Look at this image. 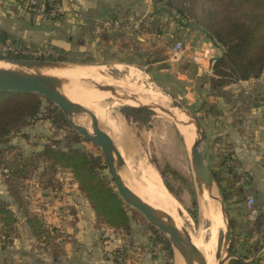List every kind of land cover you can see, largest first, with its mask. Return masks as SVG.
Returning <instances> with one entry per match:
<instances>
[{
	"label": "crops",
	"instance_id": "0c3cea01",
	"mask_svg": "<svg viewBox=\"0 0 264 264\" xmlns=\"http://www.w3.org/2000/svg\"><path fill=\"white\" fill-rule=\"evenodd\" d=\"M54 1L62 10V16L56 22L26 12L19 0H0V32L6 35V41H14L20 46L54 48L70 54H93L101 46H109V35L117 32L103 34L108 37L107 41L100 39L102 35L94 37V21L122 20L127 15L143 20L154 18V0ZM200 45L198 52L204 51L210 58L217 59L222 55V50L210 41L205 40ZM184 49L181 59L174 60L177 66L182 59L189 62V56L197 52ZM177 75L190 82L185 72ZM194 78L198 80L197 95L200 96L195 107L203 121L200 126L209 142L213 165L231 159L245 178L243 185L236 183L235 187L242 189L245 199H254L256 211L264 214V70L258 79L228 85L219 93L211 88L209 78L197 70ZM188 97V94L184 95V98ZM65 177L70 178V185L64 183ZM54 182V189L43 187L36 177L25 182L21 193L23 208L10 198L5 184L0 182V198L10 205L18 221V237L5 247L0 244V264H113L106 255L116 250H122L132 264H153L148 249L145 250L150 244L149 234L144 230L141 233L133 230L132 225L128 235L98 225L68 171L59 172ZM228 209L230 217L237 222L245 221L246 211L248 221L245 200ZM56 212L62 215L56 216ZM26 214L36 215L52 228L62 231L66 241L57 249L44 246L30 232ZM137 236L146 242L140 253L136 249L140 247L136 244ZM245 263L264 264V249L248 256Z\"/></svg>",
	"mask_w": 264,
	"mask_h": 264
},
{
	"label": "trees",
	"instance_id": "16d2710c",
	"mask_svg": "<svg viewBox=\"0 0 264 264\" xmlns=\"http://www.w3.org/2000/svg\"><path fill=\"white\" fill-rule=\"evenodd\" d=\"M48 11L46 5L42 12L46 19ZM158 11L155 7L154 18L144 19L140 32L154 34L155 31L149 29V26L160 17ZM200 24L203 25L212 44L222 50V55L215 59L212 67L213 77L209 78L211 88L219 93L228 85L260 77L264 70V0H213L207 15L200 19ZM100 39L107 41L108 37L102 35ZM6 40V35L0 32V42ZM10 43L18 46L14 41ZM50 49L55 50V54L47 58L49 61L75 64L85 62V59L82 61L70 59V53ZM21 59L24 58L11 54L0 55V61ZM43 101L39 96L31 94L0 93V170L5 171L0 176L10 198L23 208L21 193L25 182L37 177L43 183V187L54 189L56 186L54 177L59 172L68 171L77 185V190L93 211L98 225L128 235L131 231V221H136L143 227L144 232L150 235V245L153 247L160 245V250L164 251L171 261L172 251L165 237L150 227L141 215L131 216L111 181L103 175L102 171L106 170L103 156H95L78 148L79 144L84 142L83 139L70 129L56 107L45 101L43 109ZM34 121H47L55 132L65 134L61 140L49 137L40 151L26 157L9 144ZM15 150L18 151L16 152L18 160L9 159V154ZM230 162L231 159L226 158L215 166L214 171L212 170L214 182L227 208L232 198L236 204H241L245 200L242 189L235 187L238 177L233 172ZM169 192L171 193L170 190ZM17 224V217L10 209V205L0 198V244L4 247L18 237ZM26 224L33 237L44 246L54 249L61 246L62 243H54L56 236H51L40 217L26 214ZM230 225L233 259L228 264H246L242 261L245 262L248 256L264 249V214L259 213L253 222L243 220L237 222L231 218ZM51 231L54 233L57 229ZM236 248L239 252L235 251ZM112 262L116 264V258Z\"/></svg>",
	"mask_w": 264,
	"mask_h": 264
},
{
	"label": "rangeland",
	"instance_id": "374dc122",
	"mask_svg": "<svg viewBox=\"0 0 264 264\" xmlns=\"http://www.w3.org/2000/svg\"><path fill=\"white\" fill-rule=\"evenodd\" d=\"M212 1L154 0V8L156 7L159 10L158 13L160 15L158 20H154L155 22L152 25L148 24L150 25L149 29L155 31L154 34L140 32L130 35L117 31L109 35L111 44H108L109 46H101V49L97 53H87L84 55L74 52L70 54L69 58L72 60L82 61L85 59L84 64H76L80 65L76 67L78 69L77 74L50 72L51 75L63 77L69 81V85L63 88V93L68 99L88 109L96 117L99 126L102 125V123L110 125H107L110 127L108 130L112 129L111 131L115 132H108L106 131L107 129L104 130L100 126L108 136L111 135L110 138L113 135L115 138L123 137L127 138L124 139V141L123 138H120L123 142L129 140L133 143V146L135 144L134 147L136 151H139L137 154L140 155L146 165L151 166L155 171L157 169L156 173L159 175L164 188L168 192L169 190L171 191L169 194H171L180 205L181 211L179 216L182 220V226L189 235L197 238L200 236L199 238L202 240L207 237V228L209 224L206 221L200 220L194 176L188 156L190 137L185 138L182 132L184 128L172 122L165 115L153 112L144 113L135 108L140 105H131V103L134 101L136 102V100L138 104H140L142 100L146 103L147 101L144 100L143 97L122 88L117 81L127 70H132L146 80L149 79V81L157 82L172 94L175 100L179 102L184 109L188 110L200 125L203 121L195 107V105L199 103L200 97L197 95L198 80L194 78L196 68L184 59L178 62L179 65L177 66L174 62L173 53L170 52V48L174 43L179 42L184 47L189 48L190 51L195 50L198 52L201 48L200 42L205 40L210 41L203 25L200 24V19H203L207 15ZM138 19L142 18L138 17ZM51 51L55 53V50L51 49ZM178 59H181V56L178 57ZM0 62L4 63L5 61ZM119 62L123 63L121 64ZM180 72H185L190 82L183 81L180 75H177V73ZM92 83L113 88L124 96H134L137 99L132 102L120 100L119 104L116 105L117 107L110 106L109 109L106 110L104 107H100L98 102L102 100L112 101L113 98L110 95L95 90ZM156 87L159 88L157 84ZM185 94H188L189 97L184 98ZM163 95L160 97V100L166 98V96ZM43 102L42 108L44 109L45 101ZM168 107V110L174 113L171 106L169 105ZM100 111H103L102 113L105 115L99 117L98 112ZM174 116L177 121H182L175 113ZM77 119H82L85 125L81 127L91 132L90 119L87 116L74 117L73 121L75 124H77ZM64 134V132H55L54 128L47 121H34L29 127L25 128L22 133L13 138L9 145L16 147L23 156L27 157L32 153L40 151L42 145L46 143L49 137H55L54 139L61 140ZM112 141L116 144L114 139H112ZM115 146L118 149L117 145ZM78 148L95 156H102L101 151L91 143L82 142L79 144ZM16 152L18 151L15 150L12 154H9L8 158L18 160ZM203 154L208 166L214 171L213 156L210 152L209 142L206 136L203 145ZM102 173L110 180L107 169L102 171ZM123 175L126 179L124 172ZM136 175L139 177V172H136ZM63 181L65 184L67 183L69 185L72 183L70 178L66 179V177ZM0 182H2L1 176ZM167 188H169V190ZM217 193L218 197H221L218 190ZM234 204L236 203L231 200L228 204V208L233 207ZM255 206L254 203V208ZM128 212L131 213V216L134 214L140 216V214L133 209L128 208ZM228 216L229 219H231L229 213ZM244 220L246 221V211L244 212ZM206 223L208 225H206ZM130 225H132L133 230L139 231V233L143 232V227L136 221L132 220ZM199 226L201 228H199ZM223 229L225 230V228ZM198 230L201 232L199 233ZM224 230L220 231L217 237V261L223 253ZM136 239V244L140 246L136 248L138 253H140V251L143 252L142 247L146 242L142 240L143 237L137 236ZM145 247V250L148 249L153 264L177 263V254H175V258L172 254V259L169 261L166 253L158 247H153L150 244ZM235 251L239 252L237 248Z\"/></svg>",
	"mask_w": 264,
	"mask_h": 264
},
{
	"label": "water",
	"instance_id": "95a60500",
	"mask_svg": "<svg viewBox=\"0 0 264 264\" xmlns=\"http://www.w3.org/2000/svg\"><path fill=\"white\" fill-rule=\"evenodd\" d=\"M4 63L6 67L0 68V93L36 95L56 107L62 113L70 129L74 130L84 142L93 144L101 151L111 183L119 198L126 207L138 212L150 227L165 237L173 257L175 258V254H177L182 264H205L204 258L192 244L189 234L182 225L175 224L167 214L143 203L128 188L123 180L124 161L110 136L100 128L96 117L88 109L72 102L63 93V88L69 85V81L66 78L50 74L53 71L74 69L80 65L49 60H11ZM156 84L165 95L169 96L172 108L186 117L187 121H177L171 111L159 105H144L135 108L146 112L163 114L182 127L194 125L195 140L190 147L188 156L194 176L195 193L199 206L204 189L211 192L213 186L216 185L212 169L208 166L203 154L205 134L192 114L184 109L172 94L157 82ZM93 88L110 95L112 98H122L121 94L113 88L97 84H94ZM124 97L133 98L132 96ZM79 116H87L90 119L91 132L74 123L73 118ZM220 198V213L224 222L225 234L223 236V253L217 264H228L233 259L231 252L232 231L227 206L222 197ZM242 262L245 263L244 261Z\"/></svg>",
	"mask_w": 264,
	"mask_h": 264
},
{
	"label": "bare ground",
	"instance_id": "6f19581e",
	"mask_svg": "<svg viewBox=\"0 0 264 264\" xmlns=\"http://www.w3.org/2000/svg\"><path fill=\"white\" fill-rule=\"evenodd\" d=\"M3 67H6V64L3 62H0V68H3ZM53 72L64 73V74H77L78 69L74 68L70 70L53 71ZM117 82L122 88L143 97L144 100L147 101V103L142 100L141 103L139 101L140 104H138L136 103L137 102L136 97L132 96L133 97L132 99H128L124 97V95L122 96L121 94L122 98H117L119 100L113 98L112 101H103V100L99 101L98 105L100 107H104L107 110L109 109L110 106L117 107L116 105L119 104L120 100L130 101V102L136 100V102L135 101L132 102L131 105L144 106V105H155L156 104L161 107H164L165 109H169L168 106L170 105L172 108V104L170 103L169 97H167L168 95H165L159 88L156 87L155 81L154 83L152 81H149V79L146 80L144 77L139 76L138 73L132 70H127L125 74H122V76H120ZM93 85L94 83H92V86ZM162 95L166 96V98H164L163 100H160V97ZM172 111L181 118L182 122L187 121L186 117L180 114L177 110L172 108ZM102 112L103 111L98 112L99 117H102L103 115H105ZM76 123L77 125H80V126L85 125L82 119H77ZM107 125L108 124L106 123H102V125L100 126L104 130L107 129L106 131L108 132L109 131L111 133L115 132V131H111L112 129L108 130L110 129V127H108L110 125L108 126ZM183 128L184 129L182 130V132L184 133V137L185 138L190 137V140H189V151H190V147L193 141L195 140L194 125H189ZM111 138L114 139L116 143L115 145H117L118 147V152L120 153V156L122 160L124 161V165H125L124 174H125L126 179L124 178V175H123V180L128 186V188L143 203H145L148 206H151L157 211L167 214L173 220L175 224L181 226L182 220L179 216L181 207L177 203V201L174 199V197L171 194H169V192L164 188V185L162 184V181L159 175L156 173L157 169L155 171L151 166H148L145 164L144 160L140 157V155L137 154L139 151H136V148L134 147L135 144L133 146V143L130 142L129 140L127 142L126 141L123 142L124 139H127V138H123V137L115 138L114 135ZM120 138H123V141ZM136 172H139L140 174L139 177L136 175ZM219 197H218V193L216 190V185L213 186L211 192L204 189L202 200L199 203V214H200V220L206 221L209 224L207 228V237L204 240H202L199 238L200 236L197 238V237L189 235L192 241V244L198 249L202 257L204 258L205 264H217V260H216L217 237H218L219 232L224 230L223 228H225L224 222L222 220L221 213H220V199L221 198L219 199ZM208 224L206 223V225ZM199 228L201 227L199 226ZM198 232L200 233L201 231L198 230ZM177 258H178V260H176L177 263L176 262L175 263L182 264L179 256H177Z\"/></svg>",
	"mask_w": 264,
	"mask_h": 264
},
{
	"label": "built area",
	"instance_id": "2783aa9c",
	"mask_svg": "<svg viewBox=\"0 0 264 264\" xmlns=\"http://www.w3.org/2000/svg\"><path fill=\"white\" fill-rule=\"evenodd\" d=\"M20 5L22 8L33 15L36 16H42V12L45 9V6L47 5L49 8L48 11V19L50 21L56 22L59 20V18L62 16V10L57 2L54 0H19ZM144 25L143 19H138L137 17H134L133 15H127L122 20H114V21H102V20H96L93 23L92 28V35L94 37H100L101 35L109 32V31H121L128 34H136L140 33V28ZM184 46L177 42L172 45L170 48V52L173 53L174 59H178L181 55L184 54ZM11 54L15 57L24 58L21 60H47L49 56H53L55 53L54 51H51V49L43 47L41 48H35L28 45L23 46H15L9 41L0 42V55H8ZM189 62L192 63L197 72L201 73L207 78L213 77L212 75V67L214 64L215 59L210 58L207 56V53H204V51L196 52L194 54H191L189 56ZM230 166L233 170V172L238 177V185H243L245 182V178L243 177L241 171L237 168V166L231 162ZM1 173H5V171L0 170ZM245 207L247 209V218L248 221H254L255 218L258 215V212L254 208V200L250 197L245 199ZM56 216H61V212H56ZM43 221V220H42ZM43 223L46 225L47 230L51 233V236H56V239L54 240L55 244L58 243H64L66 241V235L60 231L57 230V232H52L51 230L54 229L48 224H46L44 221ZM155 247H158L160 249V245H156ZM107 259L113 260L116 258V264H132L128 261L127 256H125V253L122 252V250H116L112 253H108L106 255Z\"/></svg>",
	"mask_w": 264,
	"mask_h": 264
}]
</instances>
